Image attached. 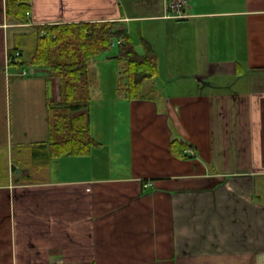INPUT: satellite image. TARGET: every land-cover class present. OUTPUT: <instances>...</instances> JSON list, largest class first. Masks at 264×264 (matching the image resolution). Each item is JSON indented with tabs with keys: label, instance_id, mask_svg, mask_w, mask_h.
Instances as JSON below:
<instances>
[{
	"label": "crops",
	"instance_id": "obj_1",
	"mask_svg": "<svg viewBox=\"0 0 264 264\" xmlns=\"http://www.w3.org/2000/svg\"><path fill=\"white\" fill-rule=\"evenodd\" d=\"M179 1L182 17L168 0H30L19 23L0 0V264H264V0ZM93 21H120L139 53L145 38L157 75L134 100L89 76L71 117L96 144L53 156L59 80L8 55L28 57L36 25Z\"/></svg>",
	"mask_w": 264,
	"mask_h": 264
},
{
	"label": "trees",
	"instance_id": "obj_2",
	"mask_svg": "<svg viewBox=\"0 0 264 264\" xmlns=\"http://www.w3.org/2000/svg\"><path fill=\"white\" fill-rule=\"evenodd\" d=\"M30 0H8L6 11L9 18L19 23L26 22ZM33 43L28 57L16 65L43 66L59 80V106L52 107L48 119V140L51 154L84 155L96 144L87 131L84 114L71 117L72 112L88 107L91 99L89 65L101 53H107L114 41L116 51L108 58L119 64V77L115 92L129 100L141 97V88L146 80L157 75L158 56L152 45L143 37L138 42L142 53L136 51V41L120 21L69 22L36 25ZM44 30V35H41ZM188 147L172 140L170 150L174 156L189 157Z\"/></svg>",
	"mask_w": 264,
	"mask_h": 264
},
{
	"label": "rangeland",
	"instance_id": "obj_3",
	"mask_svg": "<svg viewBox=\"0 0 264 264\" xmlns=\"http://www.w3.org/2000/svg\"><path fill=\"white\" fill-rule=\"evenodd\" d=\"M171 0H168V2ZM179 1V0H177ZM10 36H13L10 33ZM117 45H116V41H114V44L112 46V48L107 51V53H101L98 56L95 57L94 59V64L90 67V72H89V78L92 80L91 83H93V85H95L96 89H100L103 90V92H106L107 89L110 86H107V83H105L104 87L100 85V87L96 84H99L100 82L98 80H104L106 79L108 81V79H114V74L119 77V64L117 62L116 59H112V58H108V56L113 55L116 51ZM27 56V53L25 54V57ZM26 67H29V65L25 64ZM112 87V86H111ZM102 88V89H101ZM93 91V88L92 90ZM109 91V90H108ZM108 104L106 105V107H103V111L100 113L102 116V119L106 120L107 118V112L110 113V111L112 109H107ZM94 117V116H93ZM95 128V124L92 125V132L94 135H98L100 133V131H96Z\"/></svg>",
	"mask_w": 264,
	"mask_h": 264
},
{
	"label": "built area",
	"instance_id": "obj_4",
	"mask_svg": "<svg viewBox=\"0 0 264 264\" xmlns=\"http://www.w3.org/2000/svg\"><path fill=\"white\" fill-rule=\"evenodd\" d=\"M167 13L166 16L168 17H182L184 15L183 10V3L182 1H177V0H171L168 2L167 4ZM44 30H41L40 34L44 35ZM20 55L21 52L19 50L15 51L14 53H10V55H8V64H17L18 62H20ZM34 71V69H23L21 72L23 75L27 74V73H32ZM187 152H193L191 149H186Z\"/></svg>",
	"mask_w": 264,
	"mask_h": 264
}]
</instances>
